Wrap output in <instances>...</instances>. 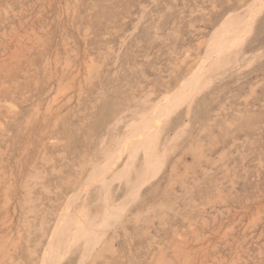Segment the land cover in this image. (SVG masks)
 <instances>
[{
    "label": "rangeland",
    "instance_id": "rangeland-1",
    "mask_svg": "<svg viewBox=\"0 0 264 264\" xmlns=\"http://www.w3.org/2000/svg\"><path fill=\"white\" fill-rule=\"evenodd\" d=\"M229 14L250 18L239 62L229 56L170 108L155 169L137 192L109 183L118 210L98 225L102 240L57 244L54 264H264V0H0V264H41L62 199L66 213L77 203L101 217L102 176L90 171L141 98L183 82Z\"/></svg>",
    "mask_w": 264,
    "mask_h": 264
},
{
    "label": "bare ground",
    "instance_id": "bare-ground-1",
    "mask_svg": "<svg viewBox=\"0 0 264 264\" xmlns=\"http://www.w3.org/2000/svg\"><path fill=\"white\" fill-rule=\"evenodd\" d=\"M183 1V0H182ZM256 1V0H255ZM259 1V0H258ZM260 3V2H259ZM239 4V3H238ZM250 4V2H249ZM257 4V3H256ZM263 4V3H262ZM255 6V5H254ZM262 6V5H261ZM170 7V6H169ZM250 7V8H249ZM256 8V7H255ZM249 11L253 10L252 6L246 7ZM258 9V7H257ZM257 9H255L257 11ZM254 11V10H253ZM242 13V11H241ZM248 13V12H247ZM254 13V12H253ZM233 14V13H232ZM235 14H238L235 13ZM230 15V16H229ZM227 17L222 21V23L217 27L216 31L209 35L211 36L210 38L208 37L209 40L205 44V50L203 55L198 59L197 61L193 64L194 67L189 71L186 76V78L183 80L182 83H180L176 88H173L171 92L168 94L164 95L163 97L160 98V100L156 103L153 104L147 101V99L141 98L139 100V106H136L133 111H135V114L137 115V119L133 122L127 123L125 125V131L123 134H120L117 139V144L118 146L116 147V150L113 149V151L110 152V156L107 160H103L105 163L104 165H100L99 167H93V169L90 171L91 173L90 176L94 175L96 172H99L100 175L102 176L101 181L98 183L101 186V190L104 192V209L103 212L100 213L101 217H96L90 218L89 214L85 211V207L83 204H77L75 207H73V210L70 213H66L65 207L66 204L69 202L70 198L65 200L63 204L60 201L61 209L57 215L56 221H54V226L52 229L51 233V238L49 240V243L46 244V249L43 253L42 257V262L41 264H54L58 259H60L59 253L57 250L61 249H56L54 246H57L59 244L62 246L64 249L65 248H71L70 246H73L76 242L82 240L84 244L85 250L86 248L91 249L95 248V245H97L100 240L99 235H95V231L99 228L98 225H102L104 220L109 218H112L116 214V210L114 209V205H108L109 198L111 197V193L109 194V186L108 184L115 181V180H122V178L125 180V183L128 182L130 187L133 189V187H137L135 184L137 181L139 182L140 180H144L143 177H146L147 173L152 172L155 169L156 163L158 162L161 152L164 150V146L167 145H159L157 142L159 141V127L161 126V121L165 120V116L167 115V112H169L170 108L173 106H177L178 103H180L182 100L187 101L197 93L198 90L202 88V86H205L207 77H209L210 73L217 72L220 68L221 65L231 58L229 56L235 55L234 59L238 60L237 56L239 57V53H236L235 50H237V42H240V37L243 35L245 32V26L249 23L250 18L245 19L243 22L242 20L239 19V17L236 19L231 17L232 15L229 14ZM241 15V14H240ZM246 15V14H245ZM253 15V14H252ZM252 17V16H251ZM255 18V16H253ZM252 18V19H253ZM236 19V20H235ZM252 22V21H251ZM250 22V23H251ZM253 24V23H251ZM253 27V26H252ZM237 28V29H236ZM248 28V27H247ZM246 28V29H247ZM250 29V28H248ZM131 31V30H130ZM237 33V34H236ZM154 34V33H153ZM248 34V33H247ZM126 35V34H125ZM233 35L235 36L233 38ZM7 36V35H5ZM246 35L244 36V38ZM203 38V37H202ZM201 38V39H202ZM32 39V38H31ZM37 41V39H36ZM241 41H243L241 39ZM198 42V41H197ZM243 43V42H242ZM200 44V42H199ZM31 46V45H30ZM241 46V44H240ZM27 47V46H26ZM239 48V47H238ZM71 50V49H70ZM240 50V49H239ZM239 50H237L239 52ZM159 51V50H158ZM242 52V50H241ZM66 54V53H65ZM214 54V56H212ZM219 54V55H218ZM10 55V54H9ZM218 55V56H217ZM241 55V54H240ZM90 56V55H89ZM94 56V55H93ZM149 56V55H148ZM187 56V55H186ZM199 56V55H198ZM146 57V56H145ZM184 57V56H183ZM185 58V57H184ZM65 59V58H64ZM68 59V58H67ZM185 60V59H184ZM235 60V62H236ZM47 61V60H46ZM57 61V60H55ZM115 62V61H114ZM231 62V61H230ZM239 62V60L237 61ZM229 63V62H228ZM234 63V62H233ZM58 64V63H57ZM116 64V63H115ZM190 64V63H189ZM237 64V63H235ZM92 65V63H91ZM90 65V67H92ZM97 65V64H96ZM225 65V64H224ZM233 65V64H232ZM242 65V64H241ZM89 66V65H88ZM188 66V65H187ZM6 67V66H5ZM97 67V66H96ZM159 67V66H158ZM192 66H190L191 68ZM239 67V66H238ZM50 68V67H49ZM68 68V67H67ZM227 68V67H226ZM240 68V67H239ZM94 69V68H93ZM224 70V68H221ZM242 69V68H241ZM229 70V69H227ZM220 71V70H219ZM173 72V71H172ZM220 73V72H219ZM222 73V71H221ZM79 74V73H78ZM89 74V73H88ZM97 74V73H96ZM227 74V73H226ZM216 75V74H215ZM219 75V74H217ZM185 77V76H184ZM219 77V76H218ZM228 78V77H227ZM73 79V78H72ZM216 80V79H215ZM13 81V80H12ZM57 81V80H56ZM36 82V81H35ZM141 84V83H140ZM69 85V84H68ZM64 85H62L63 87ZM71 88V87H70ZM134 89V88H133ZM167 90V89H166ZM60 91V90H58ZM65 92V91H64ZM63 94V93H61ZM143 94V93H142ZM145 95V94H144ZM155 95V94H154ZM54 96V95H53ZM69 96V95H68ZM141 96V95H140ZM146 96V95H145ZM50 97V96H49ZM59 97V95H58ZM250 97V96H249ZM55 98V97H54ZM70 98V97H69ZM72 98V97H71ZM136 99V98H135ZM54 100V99H53ZM192 101V100H191ZM52 102V100H51ZM54 102V101H53ZM148 102V104H147ZM185 103V102H184ZM187 103V102H186ZM190 104L192 102H189ZM188 103V104H189ZM47 104V103H46ZM144 104L150 106L147 109H141V106H144ZM187 104V105H188ZM183 105V104H182ZM186 105V104H185ZM47 106V105H46ZM51 106V105H50ZM49 106V107H50ZM181 106V105H180ZM179 106V107H180ZM223 106V105H222ZM37 108V107H36ZM127 108V107H126ZM125 108V110H126ZM130 108V107H129ZM187 108V107H186ZM188 108L190 109V105H188ZM220 108V107H219ZM10 109V108H9ZM54 109V108H53ZM173 109V108H172ZM129 110V109H128ZM176 110V109H175ZM46 111V110H44ZM132 111V109L130 110ZM189 111V110H188ZM191 111V110H190ZM47 112V111H46ZM51 112V111H49ZM121 112V111H120ZM171 113V111L169 112ZM168 113V114H169ZM166 114V115H165ZM60 115V114H59ZM116 115V114H115ZM3 117V116H2ZM7 118V117H6ZM168 118V116H167ZM114 119V118H113ZM33 120V119H32ZM35 121V120H34ZM168 121V120H167ZM212 121V120H211ZM113 123V122H112ZM166 123V122H165ZM165 125V124H164ZM169 125V124H168ZM164 128V127H163ZM167 135V134H166ZM162 137V136H161ZM168 139V136L165 137V142ZM170 139V138H169ZM49 140V139H48ZM65 140V139H64ZM164 140V138H163ZM172 141V140H171ZM247 141V140H246ZM164 143V142H163ZM175 143V142H174ZM108 144V143H107ZM166 144V143H164ZM106 146L103 144V147ZM174 146V145H172ZM166 148V147H165ZM173 149V148H172ZM170 151V150H169ZM138 152H141L143 155L142 158V171L138 172V170L134 169V166L132 167L131 164L135 160L136 155ZM171 152V151H170ZM122 153H127L128 154V160L125 162L126 164L122 168L120 167H115L117 164L118 157ZM125 154V155H127ZM260 157V156H259ZM160 161V160H159ZM83 162V161H82ZM93 162V161H92ZM124 162V163H125ZM59 163V162H58ZM81 164V163H80ZM158 164V163H157ZM133 165V164H132ZM159 166V165H158ZM162 166V165H161ZM199 166V165H198ZM33 168V167H32ZM202 168V167H201ZM204 169V168H203ZM33 170V169H32ZM137 171V174L135 176V181L131 180V172ZM141 170V169H139ZM84 171V170H83ZM152 174V173H151ZM36 175V174H35ZM81 175V174H80ZM124 175V176H123ZM123 176V177H121ZM151 177V176H150ZM87 176L85 177V179ZM152 178V177H151ZM84 179V180H85ZM33 180V179H32ZM81 183V182H80ZM85 184V183H84ZM82 185V184H81ZM111 185V184H110ZM143 185V184H142ZM88 186V185H87ZM126 186V185H125ZM224 186V185H223ZM77 187V186H76ZM83 187V186H82ZM82 187L79 186L81 189ZM89 187V186H88ZM129 187V188H130ZM57 188V187H56ZM84 188H86V185H84ZM128 186L126 187V189ZM79 189V190H80ZM24 190V189H23ZM74 190V189H73ZM100 190V189H99ZM131 190V189H130ZM128 190V191H130ZM134 190V189H133ZM131 190V191H133ZM137 190V189H136ZM134 190L135 192H137ZM78 191V189H77ZM127 191V192H128ZM74 192V191H73ZM72 192V193H73ZM76 192V191H75ZM71 193V196H72ZM129 193V192H128ZM132 193V192H130ZM217 193V192H216ZM116 194V193H115ZM123 194V193H122ZM66 197H68L66 195ZM102 197V196H100ZM134 197V196H132ZM131 195L128 197L129 199L132 198ZM64 198V197H63ZM127 198V197H125ZM26 199V198H25ZM31 200V199H30ZM99 200V199H98ZM133 200V199H132ZM122 202V201H121ZM130 203V202H129ZM7 204V203H6ZM120 204V203H119ZM118 204V205H119ZM59 205V204H58ZM121 205V204H120ZM119 205V210H121V206ZM60 208V207H59ZM31 210V209H29ZM98 211V210H97ZM28 212V210H27ZM31 212V211H30ZM120 211H117V214ZM55 213V212H54ZM122 213V212H120ZM119 215V214H118ZM117 215V217H118ZM215 215V214H213ZM116 216V215H115ZM56 217V216H55ZM19 219V218H18ZM100 219V220H99ZM117 219V218H116ZM115 219V220H116ZM114 220V221H115ZM65 221L64 225H61V222ZM108 222V221H107ZM113 222V221H112ZM252 222V221H251ZM107 227V226H106ZM101 228V227H100ZM110 228V227H109ZM108 228V229H109ZM230 228V227H229ZM245 228V227H244ZM102 229V228H101ZM107 229V228H105ZM104 229V230H105ZM141 229V228H140ZM103 230V231H104ZM102 231V230H101ZM102 231V232H103ZM126 231V230H125ZM195 232V231H194ZM224 233V232H223ZM222 233V234H223ZM104 235V233H101ZM50 235V234H49ZM225 235V234H224ZM101 236V235H100ZM180 236V235H179ZM182 237V236H181ZM219 237V236H218ZM41 238V237H40ZM187 238V237H186ZM8 239V238H7ZM186 241V240H185ZM110 243V242H108ZM14 244V243H13ZM107 246V245H106ZM179 246V245H178ZM216 246V245H215ZM105 247V246H104ZM112 247V246H111ZM174 247V246H173ZM68 248V249H69ZM101 248V247H100ZM176 248V247H175ZM182 248V247H181ZM205 248V247H204ZM56 250V251H55ZM92 250V249H91ZM89 250V251H91ZM175 250V249H174ZM177 250V249H176ZM67 251V250H66ZM110 251V250H109ZM65 252V251H63ZM82 252H84L82 250ZM202 252V250H201ZM62 253V252H61ZM85 254V252H84ZM87 254V253H86ZM89 254V252H88ZM87 254V255H88ZM176 254V253H175ZM65 255V254H64ZM91 255V254H90ZM97 255V254H96ZM188 255V254H187ZM81 256V255H80ZM63 257V256H62ZM87 258L89 256H86ZM180 257V256H179ZM41 258V257H40ZM64 258V257H63ZM82 258V256H81ZM84 258V257H83ZM82 258V259H83ZM160 258V257H159ZM164 258V257H163ZM178 258V257H177ZM11 259V258H10ZM190 259V257H189ZM188 259V260H189ZM253 259V258H252ZM80 260V258H79ZM84 260V259H83ZM82 260L78 261L81 263ZM91 261V260H90ZM156 261V260H155ZM163 261V260H162ZM161 261V262H162ZM256 261V260H255ZM245 262V261H244ZM58 263V262H57ZM83 263V262H82ZM160 263V261H159ZM189 263V262H187Z\"/></svg>",
    "mask_w": 264,
    "mask_h": 264
}]
</instances>
